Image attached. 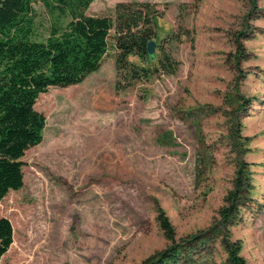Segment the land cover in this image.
I'll use <instances>...</instances> for the list:
<instances>
[{
  "label": "rangeland",
  "instance_id": "374dc122",
  "mask_svg": "<svg viewBox=\"0 0 264 264\" xmlns=\"http://www.w3.org/2000/svg\"><path fill=\"white\" fill-rule=\"evenodd\" d=\"M131 2L159 10L155 54L179 68L127 86L110 31L97 72L38 96L42 140L21 159L23 187L0 201L12 226L0 264H140L168 245L160 212L177 239L217 223L239 160L252 188L228 235L264 264V0H94L86 14L114 21ZM224 259L216 243L189 264Z\"/></svg>",
  "mask_w": 264,
  "mask_h": 264
},
{
  "label": "trees",
  "instance_id": "16d2710c",
  "mask_svg": "<svg viewBox=\"0 0 264 264\" xmlns=\"http://www.w3.org/2000/svg\"><path fill=\"white\" fill-rule=\"evenodd\" d=\"M93 1L0 0V201L23 187L21 159L42 140L45 118L34 108L38 96L50 87L81 84L97 72L108 51L110 31H114L117 50L116 71L127 86L147 81L153 72L173 75L179 68L162 49L158 56L155 52L152 57L147 54L148 42L156 37L155 20L161 17L155 5L119 3L113 21L108 16L86 14ZM37 5L47 22L44 30ZM129 57H137L141 65ZM239 127L235 119V136ZM251 188L249 165L239 160L232 188L217 211V223L186 239L176 238L172 225L160 212L157 222L168 245L140 264H189L216 243L225 253L223 264H247L240 255V243L233 242L228 233ZM11 244L12 226L2 217L0 260Z\"/></svg>",
  "mask_w": 264,
  "mask_h": 264
},
{
  "label": "water",
  "instance_id": "95a60500",
  "mask_svg": "<svg viewBox=\"0 0 264 264\" xmlns=\"http://www.w3.org/2000/svg\"><path fill=\"white\" fill-rule=\"evenodd\" d=\"M155 52V43L154 41H150L147 44V54L152 57L154 55Z\"/></svg>",
  "mask_w": 264,
  "mask_h": 264
}]
</instances>
